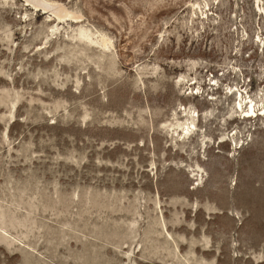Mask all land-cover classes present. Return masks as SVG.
Segmentation results:
<instances>
[{"label":"rangeland","instance_id":"374dc122","mask_svg":"<svg viewBox=\"0 0 264 264\" xmlns=\"http://www.w3.org/2000/svg\"><path fill=\"white\" fill-rule=\"evenodd\" d=\"M262 103L264 0H0V264H264Z\"/></svg>","mask_w":264,"mask_h":264},{"label":"bare ground","instance_id":"6f19581e","mask_svg":"<svg viewBox=\"0 0 264 264\" xmlns=\"http://www.w3.org/2000/svg\"><path fill=\"white\" fill-rule=\"evenodd\" d=\"M34 1V0H33ZM259 1V0H258ZM31 3V2H30ZM40 3V2H39ZM48 3V2H47ZM33 5H34V3H32ZM46 7H47V4L45 5ZM43 8V7H42ZM45 8V7H44ZM43 8V9H44ZM259 8V7H258ZM45 10V9H44ZM47 10V9H46ZM54 16V15H53ZM68 17H70V16H68ZM56 18V17H55ZM72 18V17H71ZM60 19V18H59ZM104 37V36H103ZM111 41V40H110ZM104 44H105V39H104V42H103ZM103 44V45H104ZM105 46V45H104ZM242 103L244 104L245 102L242 100H240L239 102H238V104H237V106L242 110ZM263 104V103H262ZM264 105V104H263ZM248 111H247V113L248 114H250V113H252V114H254L255 113V104L252 102V101H249V108L247 109ZM259 110H261L263 113L262 114H264V108H262V109H259ZM248 114H246V116H249ZM261 115V114H260ZM182 125V124H181ZM181 125L179 126L180 128H181ZM185 125V124H184ZM190 126V125H189ZM189 126H185L184 127V130H185V135H187L191 130H190V128H189ZM193 126V125H192ZM182 128H183V125H182ZM181 128V129H182ZM183 131V130H182ZM174 132H175V130H174ZM175 134H176V132H175Z\"/></svg>","mask_w":264,"mask_h":264}]
</instances>
